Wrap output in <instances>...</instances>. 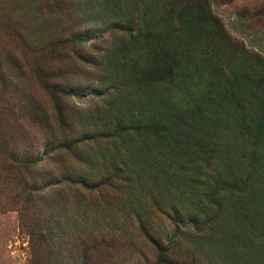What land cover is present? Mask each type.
Instances as JSON below:
<instances>
[{"label": "rangeland", "instance_id": "374dc122", "mask_svg": "<svg viewBox=\"0 0 264 264\" xmlns=\"http://www.w3.org/2000/svg\"><path fill=\"white\" fill-rule=\"evenodd\" d=\"M188 3L223 24L241 60L264 59V0H0V264H264V228L252 239L162 214L180 170L142 161L127 130L84 139L116 131L115 102L134 111L131 100L153 96L135 80L144 44L122 60L135 45L115 22L135 18L179 45L186 29L169 8ZM121 159L135 184L114 170ZM191 200L183 212L205 222Z\"/></svg>", "mask_w": 264, "mask_h": 264}, {"label": "trees", "instance_id": "16d2710c", "mask_svg": "<svg viewBox=\"0 0 264 264\" xmlns=\"http://www.w3.org/2000/svg\"><path fill=\"white\" fill-rule=\"evenodd\" d=\"M194 7L188 3L169 8L172 28L186 29L179 45L135 18L115 22L116 28L131 33L135 45L130 49L123 44L122 60L133 59L132 53L140 51L137 44H144V64L135 67V80L143 94L153 96L131 100L134 111L115 102L116 131L94 130L84 139H122L127 130L140 142L134 148L142 161L160 157L180 170L169 180L177 198H163L162 214L171 213L200 229L254 239L264 228V59L253 60L244 52L241 60L223 24ZM121 161L114 170L135 184L140 176L129 160ZM71 181L95 188L88 180ZM204 196L210 197L207 205ZM189 197V205L205 214V222L198 214L191 218L183 212V199ZM220 213H227L225 222Z\"/></svg>", "mask_w": 264, "mask_h": 264}]
</instances>
